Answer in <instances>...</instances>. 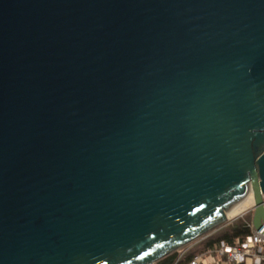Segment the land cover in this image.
<instances>
[{
	"label": "water",
	"instance_id": "95a60500",
	"mask_svg": "<svg viewBox=\"0 0 264 264\" xmlns=\"http://www.w3.org/2000/svg\"><path fill=\"white\" fill-rule=\"evenodd\" d=\"M252 193L264 0H0V264H156Z\"/></svg>",
	"mask_w": 264,
	"mask_h": 264
},
{
	"label": "built area",
	"instance_id": "2783aa9c",
	"mask_svg": "<svg viewBox=\"0 0 264 264\" xmlns=\"http://www.w3.org/2000/svg\"><path fill=\"white\" fill-rule=\"evenodd\" d=\"M262 200L264 206V195L262 196ZM253 208L254 206L248 209L252 210V215ZM248 227L251 234L243 241L236 240L234 245L231 246L220 242L215 245L213 250L194 256L188 264H263L264 235L262 236L254 229L252 222H250ZM261 227L264 230V223H262Z\"/></svg>",
	"mask_w": 264,
	"mask_h": 264
},
{
	"label": "trees",
	"instance_id": "16d2710c",
	"mask_svg": "<svg viewBox=\"0 0 264 264\" xmlns=\"http://www.w3.org/2000/svg\"><path fill=\"white\" fill-rule=\"evenodd\" d=\"M250 222V217L236 220L234 223L211 234L203 241L192 245L185 250L182 256L179 257L178 253H172L156 264H188L194 256L199 253L213 250L215 245L220 242H224L226 245L231 246L234 245L236 240L243 241L251 234L250 228L248 227Z\"/></svg>",
	"mask_w": 264,
	"mask_h": 264
},
{
	"label": "bare ground",
	"instance_id": "6f19581e",
	"mask_svg": "<svg viewBox=\"0 0 264 264\" xmlns=\"http://www.w3.org/2000/svg\"><path fill=\"white\" fill-rule=\"evenodd\" d=\"M253 206H254V199H253L252 193H250L242 204H240L236 208L231 209L229 212L225 214L227 221L229 222L232 219L238 217L248 208L253 207Z\"/></svg>",
	"mask_w": 264,
	"mask_h": 264
},
{
	"label": "rangeland",
	"instance_id": "374dc122",
	"mask_svg": "<svg viewBox=\"0 0 264 264\" xmlns=\"http://www.w3.org/2000/svg\"><path fill=\"white\" fill-rule=\"evenodd\" d=\"M248 209H249V208H248ZM248 209H247V210H248ZM247 210L244 211V212H243L241 215H239L238 217H236V218L232 219L231 221L227 222V224H225L223 227H226V226H228V225L234 223L236 220H239V219L242 220V219L247 218V217H250V218L252 219V210H251V211H250V210L247 211ZM223 227H222V228H223ZM222 228H220V229H222ZM220 229H219V230H220ZM219 230H217V231H219ZM217 231H215V232H213V233H211V234H214V233H216ZM211 234H210V235H211ZM210 235H209V236H210ZM207 237H208V236H207ZM207 237L198 240V241L195 242L194 244L203 241V240L206 239ZM194 244H192V245H194ZM192 245H189V246H186V247H184V248H182V249H179L178 251H176V252H174V253H180V252H182V251L185 252V250H187V249H188L189 247H191Z\"/></svg>",
	"mask_w": 264,
	"mask_h": 264
},
{
	"label": "crops",
	"instance_id": "0c3cea01",
	"mask_svg": "<svg viewBox=\"0 0 264 264\" xmlns=\"http://www.w3.org/2000/svg\"><path fill=\"white\" fill-rule=\"evenodd\" d=\"M184 251L178 253L179 257L181 256V254L183 253ZM220 264H226V263H220Z\"/></svg>",
	"mask_w": 264,
	"mask_h": 264
}]
</instances>
